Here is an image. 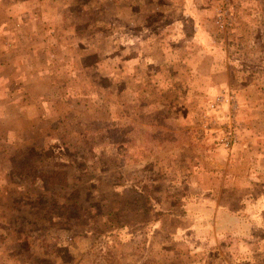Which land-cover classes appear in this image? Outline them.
<instances>
[{"label": "rangeland", "instance_id": "obj_1", "mask_svg": "<svg viewBox=\"0 0 264 264\" xmlns=\"http://www.w3.org/2000/svg\"><path fill=\"white\" fill-rule=\"evenodd\" d=\"M17 1L37 35L35 65L46 80L27 127L12 129L9 143L6 129L22 113L9 111L0 122V264H264V105L256 119L264 77L243 94L264 73V0ZM149 13L163 21H149ZM63 89L74 92L72 101ZM254 121L260 160L244 143L255 137ZM153 125L166 132L158 144L144 133ZM94 134L120 142L126 180L140 169L158 208L181 200L184 214H121L116 222L137 224L97 235L102 217L76 226L69 190L57 187L62 203L52 206L32 192L37 186L13 176L39 156L79 158L75 148ZM107 168L119 175L109 163L93 171ZM127 198L113 201L121 208ZM140 219H159L154 227L171 247L144 246ZM86 226L95 235L77 233Z\"/></svg>", "mask_w": 264, "mask_h": 264}, {"label": "trees", "instance_id": "obj_2", "mask_svg": "<svg viewBox=\"0 0 264 264\" xmlns=\"http://www.w3.org/2000/svg\"><path fill=\"white\" fill-rule=\"evenodd\" d=\"M147 18L149 21H163L161 20V15L157 17L154 13H149ZM80 69L87 71L91 68L87 64H83L80 66ZM144 133L153 137L152 141L154 143L152 144H158V134L159 136H162V133L163 135L166 134L164 129L156 125L145 128ZM102 136V134H94L90 135V138H85L74 151V153H81L79 158L64 156L56 157L55 159H45L39 156L34 160L29 159L20 163L19 167H21L22 170L18 173L17 171L19 170L17 169V171L13 173V176L22 178L30 186H37L32 192L37 194L36 196L38 199L44 198L45 201H53L52 206L60 201V197H58L60 191L56 190L57 187L62 188L63 191L64 189L67 191L69 190V192H66L67 194L69 193V198L66 200L68 204L66 205L69 206L71 211L75 208L78 209L77 214L73 213L74 215L76 214L75 219L77 221L74 222L76 226H83L85 222L83 219L87 216L91 217L88 225L100 221L96 220L97 215L102 217L101 220L105 225L104 228L95 226L97 235H110L112 232L105 233V231L112 230L116 226L124 227L126 225L131 226V224H137L136 222H132L134 219H130V222L126 220L127 224L124 222H116L121 214L125 215V218H136L148 214L152 215L154 211L161 217L171 214L177 216V213L184 214V210L178 206L179 204L181 205V200L172 204H167L164 208H158L160 204L162 206V201H154V199H158L156 196L157 194L152 192L150 188L145 185L146 181L142 180L140 169L133 183L126 180L124 177L127 175L128 159L118 154L116 143L120 142L109 140L108 137L102 138ZM93 137H97V140L91 139ZM123 146L122 144L121 147ZM96 147L99 149L98 152L95 150ZM66 155H69V151ZM76 160L78 162H76ZM78 163L82 165L79 166ZM99 163L100 165H106L108 163L113 165L119 172V175H113L112 168L111 170L110 168L102 170V173L94 172L93 169ZM143 170H145V168H143ZM168 174L169 173H167V175ZM54 194H56L55 199L53 198ZM125 195H128L127 200L124 202L125 205L118 208L113 200H121ZM173 197L177 198L175 194L172 195V198ZM61 200H63V198ZM59 203L62 202L60 201ZM108 204H110V206H108ZM26 220L28 221L30 218ZM68 220L71 221V218H68ZM149 221L148 219H140V222H144L147 233V236L142 239L141 243L144 246L147 245L151 247H157L158 243L163 247H171L172 243L166 235L163 234L157 226L154 227V222L157 223L159 219L152 223L150 222L151 224H149ZM77 233L83 234L85 237L95 235V231L88 226L84 228L81 227V230H78Z\"/></svg>", "mask_w": 264, "mask_h": 264}, {"label": "crops", "instance_id": "obj_3", "mask_svg": "<svg viewBox=\"0 0 264 264\" xmlns=\"http://www.w3.org/2000/svg\"><path fill=\"white\" fill-rule=\"evenodd\" d=\"M19 2L20 1L17 0H0V122L2 120L8 121L6 119V114L9 111L12 113H22L21 116L15 119L16 124L14 123V126L11 124V127L6 129L2 128L0 125V131L6 129L7 135L9 134V138L5 139L6 143L10 142L12 129L15 127L25 129L27 127L29 120L27 114L29 113L30 106H32V97L36 95L38 86L46 80L43 76L45 72L42 70L38 71L35 65L36 55L34 47L37 42L34 41V38H36L37 35L31 22L23 19V14H21L23 11L21 10V6H18ZM263 77L264 73L260 70L257 71L253 76L255 80L246 84L248 90L244 89L243 94L249 96L248 91H252L253 82H260V79ZM68 80L63 81V85H68ZM63 92L64 96H67V101L73 100V91L63 89ZM261 93L258 92V102H262L260 97L263 96L264 93L263 91H261ZM263 105L264 104L261 103L256 108L257 120L259 116L263 115L260 113L261 111L258 110L261 109ZM234 108L236 109V107ZM11 120L13 121L14 119L11 118ZM253 123L257 124V127L249 129V132L255 137L251 140L247 139L246 142L244 140V143H246L245 146H251L247 148L248 152H252L250 149H256V152L254 151L253 154L260 160L261 154L258 152L260 149L257 148V145L261 141L259 139L261 124L255 121ZM239 139V131H237L236 139L233 144L234 147L238 144ZM241 143L244 144L243 142ZM231 175L232 174L229 172H225L224 177L226 179V177ZM189 176L190 175H188V177Z\"/></svg>", "mask_w": 264, "mask_h": 264}, {"label": "built area", "instance_id": "obj_4", "mask_svg": "<svg viewBox=\"0 0 264 264\" xmlns=\"http://www.w3.org/2000/svg\"><path fill=\"white\" fill-rule=\"evenodd\" d=\"M223 98L219 97L218 98V101H222ZM234 140H223L222 142L226 145V147H229L232 143H233Z\"/></svg>", "mask_w": 264, "mask_h": 264}]
</instances>
